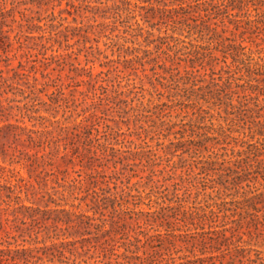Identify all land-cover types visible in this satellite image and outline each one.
Listing matches in <instances>:
<instances>
[{
  "label": "rangeland",
  "instance_id": "rangeland-1",
  "mask_svg": "<svg viewBox=\"0 0 264 264\" xmlns=\"http://www.w3.org/2000/svg\"><path fill=\"white\" fill-rule=\"evenodd\" d=\"M104 2L0 0V13L3 15L0 21L4 22L0 33V74L10 84L0 87V164L15 169H0V184H13L17 175L15 171L18 170L24 176L30 174L29 181L37 186L38 170L29 172L23 161L15 162L19 158H12L13 154L20 152V160H23L21 158H25V153L37 156L45 153L46 150L28 139L29 135H35L30 129H41L55 119L63 123L71 122L75 113L65 119L70 114L65 113V99L72 98L71 94L74 98L80 95L77 91L73 92V86L69 84L86 79L81 70L84 68H90L94 75L108 72V79L104 82L107 87L105 93L104 90H96L101 99L92 97L90 84L77 87L85 94L83 107L95 103L89 121L98 131L92 128L90 133H84L74 143L77 146L75 154L54 157L52 164L45 167L48 174L52 173L46 177L47 190L52 196L45 192H42L44 196L41 193L34 195L32 189L26 191L20 187V205L33 207L27 209L20 206V230L30 226V216L42 219V216L57 213L63 215L54 208L85 212L95 217L90 221L91 225L86 224L85 217L79 218L83 221L80 226L67 228L60 224L58 238L83 240L87 247L90 245L88 241L92 242V236L96 235L94 224L103 221L105 228L112 229L116 252L121 255L118 260L124 264H138V260L130 257L132 251L136 250L134 252L141 255L150 248L146 243L134 241L135 217L144 220L145 212L157 208V202L174 204L171 183L178 181V177L187 170L193 177L205 160L221 159V154L229 159L245 148L242 140L255 141V138L250 139L248 129L241 121L232 122L217 117L216 108L212 110L215 116L209 117L207 113L203 121L196 120L191 109L183 108L182 103L188 101L182 95L183 87L191 88L197 78L188 76V73L199 69L194 72L199 76L208 71V65L203 58L191 62L189 58L193 55L178 49L183 46L199 49L190 42L207 46L205 51H211L210 55L217 58L213 68L218 69L223 65L221 59L225 46L239 43L253 52L254 59L264 63V0H252L238 16H229L230 20L225 14L235 13L236 9H227V13L221 15L223 22H219L220 16H216V10L209 6V16L203 19L213 30L202 32H198L196 27L188 29L186 26V23L195 25L193 18L205 14L202 10L204 6H196L193 0H187L190 6L178 9V14L174 15L179 20L184 14L186 20L175 23L169 12L160 9L171 7L167 0L161 3L130 0L127 10L109 9L102 17ZM185 11L189 13L185 14ZM35 24L41 25L40 29H36ZM50 24L55 26L52 30ZM230 61L228 57L226 62ZM238 65L235 73L238 94L249 92L247 88L250 84L264 86V80L261 81L264 76L248 74L241 63ZM14 70L20 72V79L12 77ZM201 84L205 85L204 82ZM60 86L64 88L63 93L57 94L56 87ZM53 97L54 100L51 99ZM199 101L202 107H207L202 99ZM232 103H237L236 94L232 96ZM257 103L264 105V95L258 97ZM70 104L73 106L71 101ZM248 106L253 107V103ZM83 107L78 106L77 110L82 113ZM219 111L222 116L225 115L221 108ZM255 120L264 123V113ZM190 139H194L196 145L193 146ZM262 142L264 144V140ZM83 152L86 156H82ZM252 165L255 167L254 162ZM55 176L64 177L66 181L85 177L90 185L96 182L97 186L92 187L102 192L99 205L96 206L89 196L81 200L85 195L83 191L74 193L76 199L67 192L61 194L62 187L50 181ZM206 177L217 179V175L211 172ZM58 181L63 182L62 179ZM261 183L260 178L259 182L248 181L249 186L243 182V188H238L235 195H226L236 189L217 194L215 188H197L199 183L196 179H192L191 183L184 181L182 185L190 188L191 192L190 195L184 194V208L204 215L203 222H198L196 217L192 220L188 218L187 225L177 230L176 227L166 226L165 221H162L163 225L157 221L152 225H142V229L149 234L161 233L160 237L153 235L151 242L158 243L159 238L163 240L162 247L157 248L166 252L169 248L172 256L166 261L169 264H264V200L247 198L264 189ZM50 185L55 188H49ZM182 189L177 191L179 195H182ZM47 198L56 199L60 205L48 202ZM71 202L79 204L78 207H71ZM1 206L7 207L4 203ZM10 208L2 210L1 215L5 216ZM210 209L216 213L211 214ZM93 210H96L94 214ZM232 219L238 222H231ZM112 220L118 223H112ZM45 222L49 224L50 220ZM223 228L229 237L226 240L204 239L205 243L201 242L208 236L207 231L219 229L221 232ZM169 232L181 234L172 236ZM123 233V237L132 240L129 250L122 245L127 239L119 238ZM32 237L33 234L29 236L25 233V241H21L20 237L17 242L25 246L41 245L33 244L30 241ZM49 242L46 240V243ZM67 246L77 257L75 264L80 260L94 261L90 257L96 255L94 251L83 253L78 247L79 242Z\"/></svg>",
  "mask_w": 264,
  "mask_h": 264
},
{
  "label": "trees",
  "instance_id": "trees-1",
  "mask_svg": "<svg viewBox=\"0 0 264 264\" xmlns=\"http://www.w3.org/2000/svg\"><path fill=\"white\" fill-rule=\"evenodd\" d=\"M142 1L147 2L149 0ZM154 1L156 3L164 2V0ZM167 1L170 2L171 7L167 8L163 6L160 9L163 12H169V17L174 23L180 22L181 20H186L184 14L183 19L179 20L175 19L174 15L178 14V9H184V7L190 6L189 3H187V0ZM193 1L196 2V6L200 4L204 6L202 10L205 11V14L196 15L193 18V24L195 25L192 26L186 23V26L188 29H194L196 27L198 32H202L203 30H213V28H211L209 24L206 23V20L203 19L204 17L209 16V6L216 10V16H220L219 22H223V17H221V15L222 13H227V9H236L235 13L229 12L228 14H225V17H228L230 20L231 18L229 16H238L241 10L247 9L248 4L252 0ZM130 4V0H105V10H103L101 15L103 17L106 11L109 9L127 10ZM163 5H165V3H163ZM137 7L139 8V6ZM184 13L187 14L189 11H185ZM0 16L3 17L2 13H0ZM37 21L39 22L40 19L37 18ZM3 24L4 22L1 20L0 33L2 32L1 28ZM49 26L51 27V30L55 27L52 24ZM35 27L36 29H40L41 25L35 24ZM148 33L152 34V32ZM0 37L2 38V36ZM189 44L193 45V47H199V49H189L186 46H183L178 50H183V53L193 55L192 58H189L191 62L196 59L203 58V61H205L206 65H208V71L202 73L199 76L194 73L195 71H199V69L191 71L192 73L186 72L188 73V76L197 78L193 80L191 88L183 87L184 93L182 95L186 100H188L187 102L182 103L183 108L191 109V113L195 115V118L198 121L205 120V114L207 113H209V117H214L215 114L212 110L213 108H216L218 110L216 113L217 117H222L224 120L229 119L232 122L241 121L242 124L247 127V134L249 135L250 139L253 140L255 138V141L247 142V140H242L241 142L246 144L245 148L237 151L236 154H233V156H231L229 159L224 158L223 154H221V159L215 158L205 160L204 164L201 165L200 171L196 173V175L201 174V176L195 175L190 177V172L187 170L185 174L178 177V181H173L171 183L175 202L174 204L165 205L162 203L163 201L161 203L157 202V208L145 212L146 217L144 220H140L138 217H135V230L133 235L134 241L141 242L143 244L146 243L150 248V251H144L141 255L135 253L134 251L136 250L132 251L130 257L138 260V264H161L164 261V264H169L166 261L168 259H172V256H170L171 252H168L169 248H166L167 252L161 251L157 248L160 246L162 247L163 240L159 238L158 243L151 242L153 235L160 237L161 233L157 232L149 234L147 231L142 229V225H152V223L157 221H160L159 225H163L162 221H165L166 226L176 227L175 229L179 230L180 227L187 225L186 219L188 218H191L192 220L194 217H196L198 222H203L204 215L196 212L195 210L187 211V209L184 208V194L190 195L191 192L190 188L182 185V182L188 181L191 183L192 179H196L199 183V186L196 185L197 188H215L217 194L220 192L225 193V191L230 190L231 188L236 189L234 193H225L226 195H235L238 192V188H243V182L246 183V186H249L248 181L259 182L260 178L262 180L261 184L264 185V144L262 142L264 140V123L262 121L255 120V118L262 115V112L264 113V105L260 106L257 103L258 97L260 95H264V86L259 87L257 84H250L251 86L247 88V91L249 92H244L241 95L235 90V87L238 86V84H236L238 77L235 76L236 69L239 67L238 63H241L243 67L246 68L248 74L253 73L260 76H264V63L254 59L253 52L247 50L246 46L239 43H233L225 46V48L222 50L221 62H223V65H220L218 69H214L213 62L217 60V58L210 55L211 51H205L208 50V47L192 42ZM228 57L231 58L230 63L226 62ZM200 65L203 67L202 64ZM81 70H83V74L86 76V79L81 80L79 83L75 82L69 84L70 86H73V92H79L80 97L74 98L73 94H71L72 98L67 97L65 99V113H70L65 117V119L71 117L72 114L75 113L74 119L69 123H63L58 119H55L49 122L48 125H44V127L41 129H30V131L35 135H29L28 139L39 146L42 150H46V152L41 156L25 153V158L22 157L21 159L23 160H20V152L19 154H13L14 156L12 158H19L18 160H15V162L23 161V164L27 167L29 172L31 170H38L35 180L37 186L35 187L29 181V178L31 177L30 174L24 176L20 174L18 170L15 171L17 175L13 184H0V196H2V198H0V215L2 210L5 211L9 206H11L9 212H5V216L1 215L4 216L3 218L0 216V264H46L47 261L51 262V264H75L77 257L74 256L75 254L72 251V248H67V245H74L77 242H79L78 247L82 249L83 253L93 250L96 254L95 256H90L94 259L93 262H87V260H80V262L83 261L85 264H124L118 260L121 255L116 252L115 239L111 236L112 229L105 228V222L103 221H101V223L94 224L93 227L96 229V235L92 236V242L91 240L88 241L90 245L87 247L83 240H64L58 238L59 236L57 230L61 229L60 224L65 225L67 228L80 226L83 221H81L79 218L85 217L87 219L86 224L91 225L92 223L90 221L95 220V217L93 215H88L85 212H75L65 207L54 208V210H59V212H61L63 215L60 216L57 213L54 216H42V219L30 216V226H26L24 230H20V206L27 209L33 208L29 205H20V187H23L26 191L32 189V193L34 195L41 193V196H44L42 192H45L51 197L52 193H49L47 190L48 178L46 177H49V175L52 173L48 174L47 172L49 171H45V167L52 164L51 161L54 157H58L60 155V157L64 158L68 154H75L77 151V146H74V143L75 141H78L84 133H90L92 128L98 131V129L94 127V123H90L89 121V115L93 113L95 103L83 107L82 105L85 103V94L84 91L77 90V87L81 84L88 83L90 84L92 97L96 96L97 99H101L102 97L97 94L96 90H104L103 93H105L107 87L104 82L108 79V72L101 71L94 75L90 68H84ZM101 74L103 75L101 76ZM42 76L45 77L46 75L42 74ZM12 77L20 79V72L14 70ZM255 79L257 80V78ZM263 80L264 78L261 79V81ZM53 82H56L55 78H53ZM97 82H99L98 87H95ZM202 82H204L205 85L201 84ZM9 85L10 84L7 82V78H3L0 74V87ZM195 85H198L196 89L193 88ZM54 86H56V84H54ZM258 88L263 90H259ZM56 89L57 94L63 93V86L56 87ZM243 91H245V88ZM234 94H236V104L232 103V96ZM191 96L194 97L193 100L191 99ZM51 99L54 100V97ZM200 99H202V101L207 104V107L204 108L201 104H199ZM55 101H57L56 98ZM69 101L73 103V106H71L72 104L69 105ZM251 102L253 103V107L248 106ZM78 106L83 107L81 108L82 113L77 110ZM220 108L224 111V116L220 114ZM86 112H88V114H86ZM248 112L251 113L248 114ZM240 113H242V115H240ZM79 116L80 118L77 119ZM243 116L247 117L248 119L246 120V118ZM241 128H243V126H241ZM64 139L68 140L64 141ZM189 141L192 142L193 146L197 143L194 139H190ZM82 156H86L85 152H83ZM45 158L48 160H45ZM89 158L91 159L93 156H89ZM252 162L255 163V167H253ZM6 168V166L0 164L1 170H5ZM7 169L12 171L15 170L14 168ZM210 172L217 175V179L207 178L206 175H208ZM42 173L43 176H40ZM37 177H39L41 180H39ZM59 179H62L63 182L60 183L58 181ZM50 181L57 183V186L62 187V191H60L61 194H63L64 191L67 192L69 196L72 195V197L74 196V199H76L77 196H75L74 193L77 191H83L85 192V195L80 198L81 200H84L89 196L90 200L96 203V206L99 205L98 201L99 198L102 197V192L100 193L95 188H93L97 186L96 182H93V185H90L86 183L85 177L73 178L70 179V181H66L64 177L57 178L56 176L50 178ZM103 183L106 184V182ZM49 188L54 189L55 186L50 185ZM181 188H183V192L182 195H179V192L177 191ZM165 189H167V187H165ZM197 193L198 191L196 194ZM247 198L248 200L249 198H263L262 200H264V189L252 194L251 196H248ZM47 201L54 202L56 205H60L59 202H57L54 198H47ZM2 203H4L7 207H2ZM69 205L76 208L79 204H74L71 202ZM181 207H183V209L180 210ZM167 210L170 212H167ZM95 211L96 210H93L92 214H94ZM209 211L211 214L216 213V211L213 209H210ZM9 216H11V218ZM170 218H173V220L171 221ZM45 220H50V223L47 224ZM231 222L236 223L238 221L232 219ZM112 223L117 224L118 221L112 220ZM218 230L219 229H213L207 231V233H209L208 236L206 238H202L201 242L205 243L204 239L214 241L220 238L224 240L229 238L224 233L226 230L225 228H223L221 232ZM25 233L29 236L33 234V237L30 241H33V244L41 243V245L25 246L23 243L21 244L20 242H17L20 237L21 241H25L23 238ZM169 233H172V236H179L181 234L180 232ZM39 235H41V238H38ZM123 235L124 233L121 234L119 238L127 239V241L123 242L122 245L125 247V250H129V245L133 244L132 240L128 239L127 236L123 237ZM46 240H50V242L46 243ZM30 241L28 242L31 243ZM135 248L138 249V246ZM66 251L68 254H66ZM167 256L168 258H166ZM124 257L126 256H123V258ZM80 262L77 264H80ZM132 264H135V262Z\"/></svg>",
  "mask_w": 264,
  "mask_h": 264
}]
</instances>
